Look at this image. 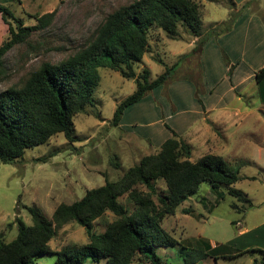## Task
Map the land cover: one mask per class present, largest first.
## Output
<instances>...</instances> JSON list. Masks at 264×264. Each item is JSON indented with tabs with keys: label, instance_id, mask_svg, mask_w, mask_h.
Wrapping results in <instances>:
<instances>
[{
	"label": "rangeland",
	"instance_id": "obj_1",
	"mask_svg": "<svg viewBox=\"0 0 264 264\" xmlns=\"http://www.w3.org/2000/svg\"><path fill=\"white\" fill-rule=\"evenodd\" d=\"M132 1L134 0H0L29 26L37 23L38 16L55 11L46 27L34 31L24 42L15 44L5 54L0 66V91L14 84L22 85L29 74L43 62H59L75 53L93 38L109 13ZM200 1L203 25L198 40L209 33L216 40L218 35L215 33L227 30V25L232 26L239 14L232 9L231 0ZM244 8H249L252 15L255 13L262 17L264 0H249V5ZM180 32V36L174 39L157 26L150 29L151 47L143 61L135 65L137 74L144 68H149L151 79H154L165 71L166 66H172L176 62L179 65L171 79L130 106L119 125L112 122L114 112L117 105L134 92L136 82L124 77L119 71L100 67L101 81L92 96V104L74 116V142H70L60 132L48 142L26 149L23 157L11 163L0 158V233L6 241L17 236L18 218L32 224L30 206H38L51 218L59 204L82 198L87 190L103 185L106 178L111 181L121 179L128 168L138 163L143 156L159 151L160 146L156 142L160 138L155 139L152 133L162 132V140L164 130L170 131L169 122L171 125L175 121L186 123L185 114L181 112L172 121L167 116L168 109L175 111L187 104V108L192 107L189 105L192 97H189V102L185 98L181 101L182 91L173 93L169 90L171 84L180 82L181 85L193 86L195 89L198 87L195 95L193 94L197 106L203 104L201 94H205L207 81L212 84L220 78L223 79L222 85H228L229 78L226 75L231 76V73L225 70V66L229 61L230 65L234 64L228 52L227 56L222 53L220 64L216 57H211V62L207 64L197 43L194 46L189 44L193 35L183 26H180ZM10 38L8 24L4 22L0 12V45ZM251 90L252 87L249 86L242 91L244 109H248L245 105L250 99L254 104L258 102L257 96H249L252 94ZM195 104L193 107H196ZM193 107L190 116L194 118V123L191 128H197L204 121L198 116L195 119ZM261 115L264 116V113ZM249 124L253 125V134L246 145L235 147L234 140L229 137L230 131H224V134L221 132L226 136L219 143L221 147L210 143L204 145L199 140H192V145L189 143L193 160L207 152L221 154L243 177L235 187L243 190L254 202L252 207L247 208V204L230 194L226 186L213 189L209 183L204 182L196 195L184 200L173 214L164 218V228L175 238L182 240L186 247L192 246L190 240L202 237L215 243L213 247L216 249L211 253L219 255L217 262L211 256H206L197 264H264V253L261 251H255L253 255L235 254L254 247V243H259L264 249V171L255 163V159L260 160L261 154L256 143L260 131L264 130V123L259 122L254 126L249 121ZM249 124H240L238 130H243ZM156 186L154 199L159 202V195L167 193V189L163 180H158ZM138 188L147 191L144 185H139ZM221 193L223 195L218 202ZM120 201L130 212L135 209L128 193L120 196ZM233 203L238 207H234ZM115 219L117 216L108 210L95 220L94 230L98 233L105 232L108 223ZM88 241L86 228L77 221H71L58 229L50 241V247L57 251L66 245H82ZM156 251L169 264H184L186 261L187 249L183 246H158ZM55 261L56 254L46 253L38 256L35 264H54ZM83 264L108 262L106 258L98 261L90 258ZM133 264L150 263L135 260Z\"/></svg>",
	"mask_w": 264,
	"mask_h": 264
},
{
	"label": "trees",
	"instance_id": "obj_2",
	"mask_svg": "<svg viewBox=\"0 0 264 264\" xmlns=\"http://www.w3.org/2000/svg\"><path fill=\"white\" fill-rule=\"evenodd\" d=\"M230 3L235 5L234 0ZM201 4L200 0H134L124 4L107 15L85 46L59 62H43L22 85L14 84L0 91V158L11 163L23 157L26 149L44 144L60 132L74 142V116L92 104V96L101 81L100 67L119 71L136 82L134 92L114 112L112 122L119 125L124 112L148 92L165 84L179 65L176 62L166 66L154 79L149 68L137 74L135 65L143 61L151 47L150 29L157 26L176 39L183 26L191 35L199 36L203 25ZM0 12L11 33V38L0 45V66L15 44L46 27L55 15V11L47 12L29 26L1 2ZM205 40H197L198 50ZM222 53L227 56L225 51ZM228 66L232 74L234 64L230 65L229 61ZM255 78L264 99V66ZM168 127L173 135L162 143L159 151L143 156L121 179L106 178L103 185L87 190L82 198L59 204L51 218L38 206H30L32 224L18 218L19 232L11 241H6L0 233V264H35L36 258L46 253L56 254L54 264H83L90 258L94 261L106 258L108 264H133L135 260L169 264L157 253L156 247L178 245L187 249L184 264H197L206 256L218 260L219 255L211 253L216 247L208 238L190 240L189 249L164 228V218L173 214L184 200L196 195L204 182L213 189L226 186L247 208L254 205L253 201L235 187L243 177L221 154L207 152L193 160L191 145ZM158 180H163L167 189V193L159 195V202L154 199ZM139 185L146 186L147 191L139 189ZM125 193L135 204L132 212L120 201ZM222 195L219 194L218 202ZM232 205L238 207L236 203ZM108 210L117 219L108 223L105 232L98 233L94 222ZM71 221L86 228L89 241L51 250L50 241L58 229ZM255 250L264 253L261 249L248 248L236 255Z\"/></svg>",
	"mask_w": 264,
	"mask_h": 264
},
{
	"label": "crops",
	"instance_id": "obj_3",
	"mask_svg": "<svg viewBox=\"0 0 264 264\" xmlns=\"http://www.w3.org/2000/svg\"><path fill=\"white\" fill-rule=\"evenodd\" d=\"M234 2L235 5L232 6V9L239 14L237 20L234 21L229 30L227 29L216 32L215 34L218 35L216 40L215 38L209 36V33L206 37H204L206 40L200 49V54L204 56L207 64L208 62H211V57H216L220 64L222 61V52H228L234 63V69L231 76L226 75V77L229 78L228 85H222L221 83L223 79L220 78L212 84L207 81L205 83V94H201L203 96H201L203 104L199 102V106L195 104V98L193 97V94L197 92L198 87L195 89V87L190 86V88L189 86L181 85L180 82H175L171 84L169 88V90H171L173 93H180L182 91L181 101L185 98L186 102H189V99L192 97L194 101L192 100L189 105L190 107H193L194 104L196 106L193 107L195 108L193 110V113L196 115L195 119L198 116V118L200 117L204 121V123L199 125L197 128H191L194 123V118L192 119L190 116L192 107L190 109L187 108L188 104L178 107L175 111L168 109L169 112L167 113V116H169L172 121H175V116H177L178 113L181 112L182 114H185L184 118L186 119V123H179L175 121V123L172 122V125L169 122L168 125H170L171 128H173L190 144L192 140L195 142L199 140V142L201 144L203 143L204 145L210 143L213 144V146L216 145L221 147L222 145L219 144L220 141L225 140L226 138V136L223 134L226 131H230L229 137L231 140H234L235 147L242 144L246 145L247 140L251 139V135L253 134V125L250 126L249 121H251L254 126L259 124V122L264 123V116L261 115L262 112L264 113V99L260 96L259 87L255 78L256 72L264 66V14L262 17H259L258 14L255 15V13L252 15L253 12L251 13L249 8L245 9V4L249 2V0H234ZM198 38L199 36H193L189 43L190 46H194ZM225 67V70L228 72L229 66L226 65ZM249 86L252 87V94L250 93L249 96H257L259 99L258 102H256L257 104H254V101L250 99L245 105V108L248 107V109H244L242 107V104H244L242 91ZM243 123H248L249 125L245 126L243 130H238L239 126H241L240 124ZM220 128L222 129L217 131ZM169 130L170 131L164 130L165 134L162 140L160 135L162 132L152 133L155 139L156 137L157 139L160 138L159 141L156 142L158 147H161L162 143L173 135L171 129ZM221 132L223 134H221ZM154 138L152 137L153 141ZM257 140L258 142L256 143V148L260 150L261 155L260 160L255 159V163L258 165V167H260L261 170L264 171L263 129L260 131ZM245 231H247V229H245ZM210 242L212 246L215 245L213 241ZM252 246L254 247L250 248H261L259 243H254ZM261 250L264 249L261 248ZM255 251L257 253L260 250ZM255 251L248 253L252 254L255 253ZM238 252L239 251H237L235 254ZM215 261L217 262V260Z\"/></svg>",
	"mask_w": 264,
	"mask_h": 264
}]
</instances>
